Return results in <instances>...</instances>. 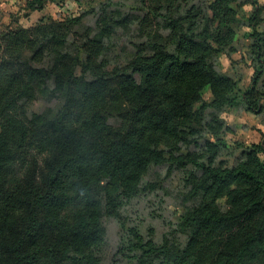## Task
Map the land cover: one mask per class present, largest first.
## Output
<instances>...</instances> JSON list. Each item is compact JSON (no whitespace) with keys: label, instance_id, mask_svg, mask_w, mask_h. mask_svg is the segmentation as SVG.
Here are the masks:
<instances>
[{"label":"trees","instance_id":"16d2710c","mask_svg":"<svg viewBox=\"0 0 264 264\" xmlns=\"http://www.w3.org/2000/svg\"><path fill=\"white\" fill-rule=\"evenodd\" d=\"M65 2L25 0V15ZM71 2L59 18L0 31V264H95L102 216L157 197L159 174L145 178L158 169L181 175L164 193L178 200L156 199L175 226L160 243L123 226L129 264H264V132L257 145L229 141L223 120L264 112V4ZM241 25L254 72L239 93L219 57ZM37 100L58 102L30 113Z\"/></svg>","mask_w":264,"mask_h":264},{"label":"rangeland","instance_id":"374dc122","mask_svg":"<svg viewBox=\"0 0 264 264\" xmlns=\"http://www.w3.org/2000/svg\"><path fill=\"white\" fill-rule=\"evenodd\" d=\"M22 2V0H5L4 5L0 6V22H11L15 24H21L24 26L30 25L31 21L24 22V18H22L20 14L19 5L17 4ZM17 4V6H15ZM22 4V3H21ZM61 10L59 7L54 4H49L44 10L43 14L50 15L53 18H59ZM12 14V17L7 20L6 15ZM42 14V15H43ZM3 15V16H2ZM9 18V17H8ZM39 19V18H38ZM85 22H89L91 17H87L83 19ZM242 43H238V47H241ZM56 100L54 101H43L37 100L34 101L30 107V113H40L45 109H52L57 106ZM236 111V112H235ZM229 115H225L226 122L229 124L231 132L226 134L228 139L237 143H244L253 140L256 137V133L251 127L257 125V121L253 119V117L246 115L240 110H235ZM236 120L238 123H236ZM241 124L245 125L247 128L244 129ZM154 173L159 174V180L156 186H160L159 192H157L158 196H164L170 202L171 199H177L176 196L174 198H170V196H165L164 193H170L174 195L173 191H175L181 181L180 173H173L169 178H165L164 170H154L152 175L145 178V182L154 179ZM165 180V181H162ZM95 195L100 199L104 200L103 203L106 202L107 196L103 191L99 189L95 190ZM157 197L149 198H138L134 202H132V206L128 209H120L116 215L105 214L101 218V225L103 228V238L104 243L101 248L97 250V253L93 251L92 253L96 256L97 261L95 264H129V262L122 256L119 250V243L124 237L123 226L125 228L136 226V228L141 231L142 234L146 235L148 229L151 228L153 230L151 234V238L156 243H160L163 239V236L168 234L175 226V221L170 217V209L167 208V205H157ZM153 202V203H151ZM148 206V207H147ZM81 205L71 204L67 209H65L62 213V217L65 220H69L75 210H77ZM150 208V209H149ZM171 208V207H169ZM174 222V223H173ZM147 239V238H146Z\"/></svg>","mask_w":264,"mask_h":264},{"label":"crops","instance_id":"0c3cea01","mask_svg":"<svg viewBox=\"0 0 264 264\" xmlns=\"http://www.w3.org/2000/svg\"><path fill=\"white\" fill-rule=\"evenodd\" d=\"M4 1L5 0H0V3L2 5H4ZM66 2L68 3V6L71 8V11H73L75 9V4L73 2H71V0H66ZM22 3V4H21ZM258 3L260 5L264 4V0H258ZM0 4V6H1ZM19 5V9H20V14L22 16V18H24V22H28L31 21L30 25L24 26L21 24H15V23H11L9 21L7 22H0V31L6 28H13L14 26H20V27H24V28H28L31 27L32 25H34L38 18H40L43 14L44 11H32L30 13H28L27 15H25V13H27L25 11V0H22V2L17 3ZM17 4L15 6H17ZM242 11H244L246 14H249L251 11V6L250 5H244L242 7ZM3 16V15H2ZM9 17V18H8ZM12 17V14H7L6 18L7 20L10 19ZM259 32H264V17H263V21L260 24V26L257 28ZM249 28L241 25L239 28L236 29V37L234 40V48L235 50L229 55V56H221L219 57V62L222 66V71L230 76L231 78H233L236 81V87H237V91L239 93L244 92L245 90H247L250 85H251V79L253 76V68L251 66V62H250V51H249V45L251 43L250 38H249ZM242 43L241 47H238V43ZM261 92L264 93V74L262 77V86H261ZM204 100H206V102H210L212 100L210 93L207 91L204 94ZM261 106L264 108V99H262L260 101ZM235 110H231L228 113H225L223 115V120L225 122L226 127L228 128V131L225 134H228L229 132H231V129L229 127V124L226 122V118L225 115H229V113L233 112ZM236 112V111H235ZM239 112H242L246 115H249L251 117H253V119H255L257 121V125L253 126V128L251 127L250 129H253V131L256 133V137L249 141V142H244L243 144L245 145H250V144H259L261 142V134L264 132V112L260 113V114H252L249 112H245L243 110H240ZM236 123L237 120H236ZM242 127L244 129H246L247 127L245 125L247 124H241ZM227 140L231 141V139H228L227 136H225ZM238 157V151H236L234 153V155L229 158V164H231L236 158Z\"/></svg>","mask_w":264,"mask_h":264},{"label":"built area","instance_id":"2783aa9c","mask_svg":"<svg viewBox=\"0 0 264 264\" xmlns=\"http://www.w3.org/2000/svg\"><path fill=\"white\" fill-rule=\"evenodd\" d=\"M55 6L59 7L61 10H59L60 15H65L68 11H71V8L68 6V3H62V4H54Z\"/></svg>","mask_w":264,"mask_h":264}]
</instances>
